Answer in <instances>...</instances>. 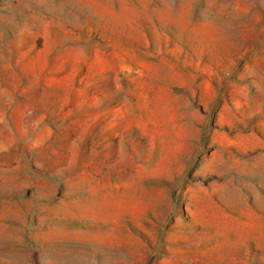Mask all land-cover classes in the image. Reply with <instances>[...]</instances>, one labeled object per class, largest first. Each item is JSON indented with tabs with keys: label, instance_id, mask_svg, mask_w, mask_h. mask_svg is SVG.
<instances>
[{
	"label": "rangeland",
	"instance_id": "obj_1",
	"mask_svg": "<svg viewBox=\"0 0 264 264\" xmlns=\"http://www.w3.org/2000/svg\"><path fill=\"white\" fill-rule=\"evenodd\" d=\"M0 264H264V0H0Z\"/></svg>",
	"mask_w": 264,
	"mask_h": 264
}]
</instances>
